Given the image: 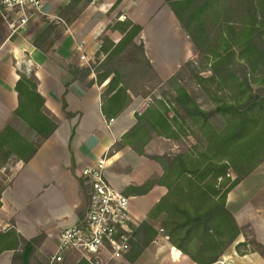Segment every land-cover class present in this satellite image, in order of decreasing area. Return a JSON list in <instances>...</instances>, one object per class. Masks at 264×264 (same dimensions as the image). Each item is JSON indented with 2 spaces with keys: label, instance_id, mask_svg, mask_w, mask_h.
Here are the masks:
<instances>
[{
  "label": "trees",
  "instance_id": "16d2710c",
  "mask_svg": "<svg viewBox=\"0 0 264 264\" xmlns=\"http://www.w3.org/2000/svg\"><path fill=\"white\" fill-rule=\"evenodd\" d=\"M96 0H69L58 22L48 27L34 44L47 52L67 26L72 25ZM122 2L118 0L111 11ZM197 50V60H188L166 82L150 63L144 43L135 40L142 26L129 18L118 17L102 33L95 64L80 67L66 64L75 80L101 86L102 111L107 119L117 117L138 95L140 87L157 90L160 98L142 112L136 123L117 141L110 155L129 146L163 169L161 177H152L137 188L147 193L155 185L167 188L166 195L140 225H131V254L136 259L159 233L187 255L194 264H216L238 240L244 228L227 207L228 194L264 162V0H164ZM118 31L115 43L107 31ZM210 75L205 76V73ZM16 84L19 106L11 122L0 131V155L5 161L28 164L44 142L56 131L58 123L44 113L45 99L38 92L34 71H19ZM194 79L212 108L205 109L185 86ZM150 95L148 93L144 97ZM62 109L68 111L63 96ZM28 128V134L22 133ZM192 136L196 143L176 154H149L146 147L154 138L179 141ZM72 155V164H73ZM5 168V166H3ZM230 171L234 178L228 176ZM80 184L87 196L84 179ZM4 184L0 180V207ZM86 209V210H87ZM45 234L32 239L11 228L0 233V254L14 250L12 264H43L34 257ZM252 245L264 255L256 241ZM250 251H254L250 249ZM179 253V252H178ZM82 264H90L82 263Z\"/></svg>",
  "mask_w": 264,
  "mask_h": 264
},
{
  "label": "crops",
  "instance_id": "0c3cea01",
  "mask_svg": "<svg viewBox=\"0 0 264 264\" xmlns=\"http://www.w3.org/2000/svg\"><path fill=\"white\" fill-rule=\"evenodd\" d=\"M117 1L96 0L90 4L78 20L64 29L47 52L34 44L49 24L42 16L58 22L60 12L69 0H44L42 12L34 14L25 26L18 28L11 26L12 17L4 15L0 9V131L11 122L19 106L16 91L19 71H34L38 92L45 99L44 113L58 123L56 131L28 164L21 161L15 164L16 170L4 183L1 197L0 233L14 228L26 239L45 234L34 254L43 264L87 262L76 251L66 253L63 262L53 261L52 257L57 253L61 230L79 223L87 209L80 172L98 158L107 155L105 178L129 197L133 225L147 220L150 211L167 193V188L162 185H155L147 193L137 189L152 177L163 175L159 163L139 155L129 146L110 155L114 144L136 123V113L146 109L145 98L131 94L129 106L117 117L107 119L102 111V92L109 79L101 86L97 83L88 85L89 80L96 78L94 73L88 81L82 82L75 80L66 68L68 63L87 67L100 59L97 52L101 35L118 17L121 20L129 18L142 26L135 41L144 43L146 55L163 81L176 74L190 58L192 47L186 33L164 0H122L111 11ZM144 2H148L147 8L146 5L141 7ZM159 20L165 21L166 25L160 32L157 31L161 25L158 26ZM107 35L115 43L122 38L118 31L109 30ZM83 42L80 50L78 47ZM81 55L86 59L81 60ZM63 96L68 111L75 114L71 119L64 115ZM172 145L176 144L170 139L154 138L146 152L158 155L174 152L169 148ZM227 207L245 230L236 245L250 238L264 248V162L228 194ZM14 253V250L3 251L0 264H12ZM240 263L264 264V255L258 251L240 255L232 247L216 264ZM107 264L194 262L174 247L167 236L159 233L138 258L126 256L122 262L110 260Z\"/></svg>",
  "mask_w": 264,
  "mask_h": 264
},
{
  "label": "built area",
  "instance_id": "2783aa9c",
  "mask_svg": "<svg viewBox=\"0 0 264 264\" xmlns=\"http://www.w3.org/2000/svg\"><path fill=\"white\" fill-rule=\"evenodd\" d=\"M43 6L44 0H0L1 11L12 17L11 26L16 28L25 26ZM108 160L104 155L81 170L90 204L79 223L61 230L53 261L63 262L66 253L76 251L90 264H107L110 260L122 262L129 253L133 225L130 199L105 178ZM228 176L234 178L231 171Z\"/></svg>",
  "mask_w": 264,
  "mask_h": 264
},
{
  "label": "rangeland",
  "instance_id": "374dc122",
  "mask_svg": "<svg viewBox=\"0 0 264 264\" xmlns=\"http://www.w3.org/2000/svg\"><path fill=\"white\" fill-rule=\"evenodd\" d=\"M143 5H146L145 8H147L148 6V2H144L141 7ZM162 20H159V23H158V26L157 27V31L160 32V30L163 28L164 30V26L166 28V25H165V21H162ZM150 31V30H149ZM182 31H184L182 29ZM185 32V31H184ZM163 35V33L161 34ZM187 36V34H186ZM187 39H188V42H189V45L191 48V53H190V58H188V60H197L198 58L197 57V50L194 46V44L192 43L191 40H189L190 38L187 36ZM183 50V48H182ZM193 51V52H192ZM187 60V61H188ZM186 61V62H187ZM97 62V60L91 64H95ZM184 65V64H183ZM182 70V68L180 69ZM179 70V71H180ZM205 76H208L210 75L209 72L208 73H205L204 74ZM166 82V81H164ZM185 86L187 87V89L189 90V92L196 98V100L200 103V105L205 108V109H210L212 108V104L211 102L207 99V97L203 94L201 88L198 87V85L196 84V82L194 81L193 78L191 77H187L186 78V82H185ZM163 91H168L167 90V86L166 85H162L160 88H158L157 90H153V89H150V88H147V87H140L139 90H138V95H135L137 97H140V98H145V100L147 101V106L145 108H147L149 106V104L153 103L154 101V97H157V98H160V95ZM148 93H150V95L144 97L145 95H147ZM134 95V94H133ZM27 129L28 128H24V130L22 131L23 134L27 135L28 132H27ZM173 143H175L176 145L175 146H171L169 147L170 149L172 148L174 150V152H165V153H168V154H176V153H179V152H182L184 151L188 146L190 145H193L196 143V140L192 137V136H187V137H182L179 141H174V140H171ZM169 150V149H168ZM164 154V153H163ZM5 166V168L3 167ZM16 170V166L15 164L13 163V160H8V161H5L2 156L0 155V180L1 182L4 184L6 183L14 174ZM245 230H243L244 232ZM246 241H256L254 239H250V238H247ZM237 242V241H236ZM236 242L229 248L232 250V247H235L236 250H237V253L238 252V249H237V244L236 245ZM257 242V241H256ZM243 243V242H242ZM258 243V242H257ZM260 244V243H259ZM261 245V244H260ZM250 249H253L254 251H258V247L256 246H253L252 245H249V246H245V247H241L240 250L244 251L246 253L250 252ZM259 252V251H258ZM243 254V255H244ZM242 255V254H240ZM241 264V263H240Z\"/></svg>",
  "mask_w": 264,
  "mask_h": 264
}]
</instances>
